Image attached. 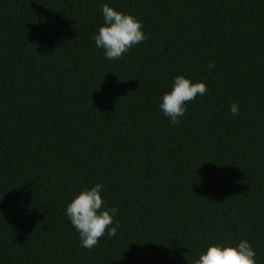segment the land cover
I'll return each instance as SVG.
<instances>
[{
  "label": "trees",
  "instance_id": "1",
  "mask_svg": "<svg viewBox=\"0 0 264 264\" xmlns=\"http://www.w3.org/2000/svg\"><path fill=\"white\" fill-rule=\"evenodd\" d=\"M0 264H264V0H0Z\"/></svg>",
  "mask_w": 264,
  "mask_h": 264
}]
</instances>
